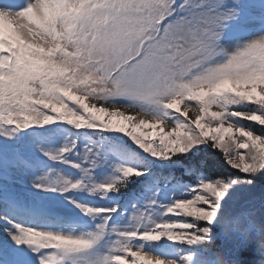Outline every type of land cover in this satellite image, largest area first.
<instances>
[{"label": "snow or ice", "instance_id": "6c2138e0", "mask_svg": "<svg viewBox=\"0 0 264 264\" xmlns=\"http://www.w3.org/2000/svg\"><path fill=\"white\" fill-rule=\"evenodd\" d=\"M258 173L264 0H0V264H264Z\"/></svg>", "mask_w": 264, "mask_h": 264}, {"label": "trees", "instance_id": "16d2710c", "mask_svg": "<svg viewBox=\"0 0 264 264\" xmlns=\"http://www.w3.org/2000/svg\"><path fill=\"white\" fill-rule=\"evenodd\" d=\"M225 170L226 171H231L233 174L235 173V171H232V170H227L226 169V166H225ZM254 183L256 184H261V183H264V174H257L256 178H255V181Z\"/></svg>", "mask_w": 264, "mask_h": 264}, {"label": "rangeland", "instance_id": "374dc122", "mask_svg": "<svg viewBox=\"0 0 264 264\" xmlns=\"http://www.w3.org/2000/svg\"><path fill=\"white\" fill-rule=\"evenodd\" d=\"M232 171H235V170H232ZM260 185H264V183L257 184L258 188H259ZM257 190H258V189H257Z\"/></svg>", "mask_w": 264, "mask_h": 264}, {"label": "clouds", "instance_id": "9594fccd", "mask_svg": "<svg viewBox=\"0 0 264 264\" xmlns=\"http://www.w3.org/2000/svg\"><path fill=\"white\" fill-rule=\"evenodd\" d=\"M261 243H264V241H261Z\"/></svg>", "mask_w": 264, "mask_h": 264}]
</instances>
